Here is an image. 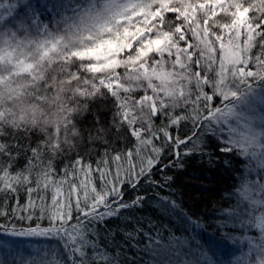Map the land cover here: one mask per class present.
<instances>
[{"label":"snow or ice","instance_id":"snow-or-ice-1","mask_svg":"<svg viewBox=\"0 0 264 264\" xmlns=\"http://www.w3.org/2000/svg\"><path fill=\"white\" fill-rule=\"evenodd\" d=\"M228 155L207 233L176 183ZM0 236L47 245L19 264H264V0H0Z\"/></svg>","mask_w":264,"mask_h":264},{"label":"trees","instance_id":"trees-1","mask_svg":"<svg viewBox=\"0 0 264 264\" xmlns=\"http://www.w3.org/2000/svg\"><path fill=\"white\" fill-rule=\"evenodd\" d=\"M35 1V0H33ZM43 0H41L42 2ZM91 124V120H85L81 125L83 128H87ZM224 159L232 160L233 162L225 166L222 163L216 165V170L209 172L207 169L199 167L196 161H190L186 172L181 174L176 183L178 191L183 192V200L185 207L189 211H197L201 216V223L205 225L207 233H213L215 231L216 218L219 215L218 210H222L231 207L235 204L236 197L230 195L234 189L233 185L239 186L241 183V177L245 173V166L242 157L233 158L231 155L225 156ZM204 173L208 176L207 180L193 181L189 177L192 175H198ZM195 184L196 187H192ZM198 188H206L208 191H198ZM147 216L155 218L151 212L146 213ZM163 223H167V220H163ZM164 241L169 239V233L164 231L162 233ZM6 237V236H4ZM3 236H0V243H3ZM4 247L0 248V259L6 260L7 264H12L16 261L19 264L20 259L30 258L35 254V248L47 247L44 242L29 241L24 239H13L3 243ZM237 246H233L229 249V255ZM145 260H149V255H144ZM161 261H164L163 255L159 257Z\"/></svg>","mask_w":264,"mask_h":264},{"label":"rangeland","instance_id":"rangeland-1","mask_svg":"<svg viewBox=\"0 0 264 264\" xmlns=\"http://www.w3.org/2000/svg\"><path fill=\"white\" fill-rule=\"evenodd\" d=\"M43 2V1H42ZM33 3H35V1H33ZM3 239L4 240H6V241H4L3 243H5V242H7V241H9V240H13V239H15V238H13V237H8V236H6V237H4L3 236ZM17 239H22V238H17ZM24 240H26V239H24ZM247 251V249L246 248H244V247H242V246H237L232 252H231V256L228 258V259H236V258H238V257H242V255H243V253L244 252H246Z\"/></svg>","mask_w":264,"mask_h":264}]
</instances>
